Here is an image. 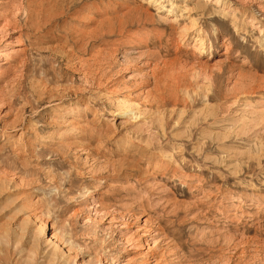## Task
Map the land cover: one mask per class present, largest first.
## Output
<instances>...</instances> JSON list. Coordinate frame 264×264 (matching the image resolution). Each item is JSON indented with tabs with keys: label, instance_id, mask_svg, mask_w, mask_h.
<instances>
[{
	"label": "rangeland",
	"instance_id": "obj_1",
	"mask_svg": "<svg viewBox=\"0 0 264 264\" xmlns=\"http://www.w3.org/2000/svg\"><path fill=\"white\" fill-rule=\"evenodd\" d=\"M37 1L0 0V264H264V0Z\"/></svg>",
	"mask_w": 264,
	"mask_h": 264
},
{
	"label": "bare ground",
	"instance_id": "obj_2",
	"mask_svg": "<svg viewBox=\"0 0 264 264\" xmlns=\"http://www.w3.org/2000/svg\"><path fill=\"white\" fill-rule=\"evenodd\" d=\"M40 1L42 2V0H38L37 3H36V5H37L38 2H40ZM30 2H34V1H30ZM44 2H45V0H44ZM46 2H47V0H46ZM42 3H43V2H42ZM52 3H53V2H52ZM36 5H34V7H35ZM39 5H41V4H38V6H39ZM44 5H45V4H44ZM47 5H48V4H47ZM47 5H46V6H47ZM49 5H50V4H49ZM38 6H37V7H38ZM157 6H158V5H157ZM159 6H160V5H159ZM163 6H164V5H163ZM166 6H167V5H166ZM27 7H28V6H27ZM27 7H26V8H27ZM37 7L32 8V9H31V14H28V15H27V19H28V20L30 19V20H32V21L34 22V25H35V26H34V25H33V26H34L36 29H37V28H40L41 26H43V25H42L43 23L41 22L42 19H41V16H40L39 8H37ZM44 7H45V6H43V9H44ZM48 7H49V6H48ZM48 7H47V8H48ZM161 7H162V6H161ZM163 8H164V7H162L161 9H163ZM22 9H23V8H22ZM43 9H41V11H42ZM45 9H46V7H45ZM26 10H27V9H26ZM168 10H169V9H168ZM50 11H51V10H50ZM52 11H53V10H52ZM27 12H28V10H27ZM32 12H33V14H32ZM43 12H44V11H43ZM42 16H43V15H42ZM44 16H45V15H44ZM44 16H43V17H44ZM54 17H55V16H54ZM6 18H7V17H6ZM16 18H17V17H16ZM16 18H15V19H16ZM15 19H14V20H15ZM27 19H26V21H27ZM12 20H13V19H12ZM49 20H50V19H49ZM52 20H53V19H52ZM17 21H20V19L17 20ZM46 21L49 22L48 19H47ZM46 21H45V24H46ZM6 22H7V21H6ZM29 22H30V21H29ZM9 23H13V22L10 21V22H8V24H9ZM16 23H17V22H16ZM5 24H6V23H5ZM25 24H26V22H25ZM45 24H44V25H45ZM6 25H7V24H6ZM14 25H15V22H14ZM47 25H48V23H47ZM9 26H10V24H9ZM11 26H13V25H11ZM29 26H30V25H29ZM29 26H28V27H29ZM5 27H6V26H5ZM15 27H16V26H15ZM6 29H7V28H6ZM6 29H5V30H6ZM31 29H32V27H31ZM40 29H42V27H41ZM6 31H7V30H6ZM93 35H94V34H93ZM80 39H81V38H80ZM83 40H84V39H83ZM79 42H80V40H79ZM93 45H94V44H93ZM83 47H84V49L87 48L86 45L83 46ZM60 51H61V50H60ZM65 53H66V52H65ZM66 55H67V54H66ZM86 74H87V73H86ZM124 108H125V107H124ZM121 112H125V109L122 110Z\"/></svg>",
	"mask_w": 264,
	"mask_h": 264
}]
</instances>
